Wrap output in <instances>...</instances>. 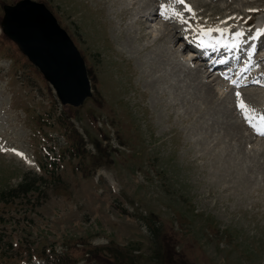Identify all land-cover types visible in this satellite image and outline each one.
I'll use <instances>...</instances> for the list:
<instances>
[{"label":"rangeland","instance_id":"1","mask_svg":"<svg viewBox=\"0 0 264 264\" xmlns=\"http://www.w3.org/2000/svg\"><path fill=\"white\" fill-rule=\"evenodd\" d=\"M17 1L0 0V264H264V136L245 119L264 113V80L226 89L224 70L192 81L177 63L187 38L222 22L247 42L262 36L259 56L264 0H173L171 41L158 37L172 20L162 9L150 16L159 0H36L84 57L92 93L78 107L63 105L3 33L4 5ZM125 5L131 13L121 18ZM149 44L179 54L136 50ZM149 57L166 60L162 70L191 98L189 108L166 106L151 88ZM199 90L210 104L196 98ZM234 122L240 129L228 134Z\"/></svg>","mask_w":264,"mask_h":264},{"label":"water","instance_id":"2","mask_svg":"<svg viewBox=\"0 0 264 264\" xmlns=\"http://www.w3.org/2000/svg\"><path fill=\"white\" fill-rule=\"evenodd\" d=\"M4 11V33L40 68L61 102L83 104L92 93L85 60L46 4L18 0Z\"/></svg>","mask_w":264,"mask_h":264},{"label":"bare ground","instance_id":"3","mask_svg":"<svg viewBox=\"0 0 264 264\" xmlns=\"http://www.w3.org/2000/svg\"><path fill=\"white\" fill-rule=\"evenodd\" d=\"M109 1H112V3H113V5H116L118 2H119V0H109ZM162 1H167V0H162ZM161 0H159L158 2H162ZM155 2V1H154ZM212 2V1H211ZM136 3V2H135ZM187 3V2H186ZM190 3V2H189ZM132 5V4H131ZM178 5H179V3H178ZM158 6V5H157ZM188 6V5H187ZM193 6H194V4H193ZM142 7V6H141ZM140 7V8H141ZM161 7H162V12H164L163 13V15H164V20L166 19L165 17H168L166 20L167 21H169V20H172V22H173V24H171L170 25V23H168L167 24V28H168V32L167 33H164V34H162V35H160L159 37H158V40H166V41H168L167 39H170V41H171V39H173L174 38V36L176 35V34H172V32L175 30L176 31V33H177V35H178V24H177V22H179V21H177V20H175L174 19V15H173V10H172V7H174V4H173V2H172V6L169 4H165V3H161ZM194 7H196V6H194ZM143 8L145 9L146 7H144V5H143ZM156 10H151V12H150V16H152V18H155L156 17V19L159 17V16H162V15H160V13H159V11H158V9H160L159 7H154ZM177 8V7H176ZM181 8V7H180ZM193 8V7H192ZM131 9H132V7H131ZM146 10H148V9H146ZM230 10V9H229ZM130 11V7H128V6H126L125 5V7H122V9H120V11H118V15H120V17L121 18H125L126 16H127V14L128 13H131V12H129ZM181 11V10H180ZM196 11V10H195ZM186 12V11H185ZM145 13H146V11H145ZM175 14V13H174ZM149 15H147V17H148ZM154 16V17H153ZM183 16V15H182ZM184 16H185V14H184ZM152 18L150 19V20H152ZM187 18V17H186ZM173 19L175 20V21H173ZM191 19V18H190ZM194 19H196V17L194 18ZM199 19V18H198ZM165 20V21H166ZM200 20V19H199ZM234 20H236V19H234ZM166 21V22H167ZM187 22H188V20H186ZM203 21V20H202ZM201 21V22H202ZM204 22V21H203ZM207 22V21H206ZM208 22H210V21H208ZM218 22V21H217ZM237 22V21H236ZM213 23V22H212ZM219 23V22H218ZM223 23V22H222ZM216 24L215 26H216V28H221L222 26H223V24ZM166 24V23H165ZM206 24V23H205ZM207 25V24H206ZM210 25V24H209ZM226 25H227V23H226ZM229 25V24H228ZM235 26V25H234ZM181 27V26H180ZM203 27V26H202ZM207 27V26H206ZM204 28V27H203ZM234 28V27H233ZM254 28V27H253ZM252 31V30H251ZM161 33V32H160ZM174 33V32H173ZM249 33H250V30H249ZM128 34V33H127ZM168 34H171L172 36L171 37H168L167 35ZM122 35V34H121ZM159 35V34H158ZM147 36H148V38H150L149 37V35L148 34H146V33H144V34H142L141 36H139L140 37V39H143V38H147ZM246 36V35H245ZM248 37H249V35H247ZM120 37H122V36H120ZM138 37V38H139ZM168 37V38H167ZM247 37V38H248ZM132 38V37H131ZM147 38V39H148ZM167 38V39H166ZM262 38V37H261ZM130 39V38H129ZM155 39V38H154ZM157 39V38H156ZM155 39V40H156ZM133 40V38L131 39V41ZM136 41V40H135ZM151 42V41H150ZM164 42V41H163ZM173 42V41H172ZM130 43V42H129ZM133 43V42H132ZM165 43V42H164ZM167 43V42H166ZM154 44V43H153ZM173 44V43H172ZM183 44V43H182ZM185 44V43H184ZM183 44V45H184ZM262 44V43H261ZM260 45V44H259ZM152 45L151 44H149V45H146V46H144V47H137V51H141L142 49L144 50V51H150V52H152L153 51V53L156 55V57H159V59H160V57L161 56H163V55H165L164 53H165V51L168 53V54H170V56L172 57V56H177L179 53L177 52V51H172V50H164V49H160L159 47H157L156 49L154 48V50H152V47H151ZM136 47V46H135ZM187 47H188V45H184L183 46V49H182V53H183V57L184 58H182L183 60H181L180 62H177L179 65L180 64H182V65H180L178 68H179V70L180 71H187L188 70V73L187 74H192V72H193V74H192V81H194V80H198V79H202V77L206 74V73H208V71H210V67L212 66V64L211 65H208L207 64V62L206 61H204V58H200V57H196V58H194V59H192L191 58V56L189 55V53H187L186 52V49H187ZM164 48H166V47H164ZM156 50V51H155ZM136 51V52H137ZM142 52V51H141ZM170 52V53H169ZM259 51H257V52H255L254 54H253V58H252V61L250 62V64L252 63V68L254 69H252V71H254V73H257L258 72V70H260V68L261 67H264V53H261L259 56H257V53H258ZM140 53V52H139ZM166 57V56H165ZM175 58V57H174ZM181 57H179V59H180ZM167 59H168V57H167ZM171 59V58H170ZM176 59H177V57H176ZM176 59H174V60H176ZM164 61H166L165 59H163V61H157V60H153L152 61V59H150V57H149V60L148 61H144L143 63H144V66H146V68H145V70H144V79L145 80H147V81H150L149 83H150V85H152V87L151 88H153L155 91H157V94L158 95H160V97L162 98V99H165L164 101H165V105L166 106H169V107H172V108H174V109H176V108H180V107H182L183 106V108L184 107H188L189 108V103H190V99H188V100H186L187 98L184 96H182L181 95V93H182V88L180 87V84H175L173 81H171L170 79H169V77H168V75L167 74H169V73H167V72H165L164 70H162V65L165 63ZM200 63V62H203V63H200V64H197V66H195V64L196 63ZM175 63V62H174ZM167 64V63H166ZM173 64V63H172ZM260 64V65H259ZM257 65H259V66H257ZM164 66V65H163ZM170 66V65H169ZM168 66V67H169ZM178 66V65H177ZM176 65H175V67H177ZM220 66V65H219ZM219 66H217V67H215L211 72H214L215 71V69H220V67ZM245 66L243 65V68L241 67L239 70H238V72L240 73L243 69H244V74H246V73H248V72H252V71H248V70H250L251 69V67L250 68H244ZM172 68V67H171ZM166 69V68H165ZM236 69V68H235ZM178 70V69H177ZM176 70V71H177ZM196 70V72H194ZM164 71V72H163ZM172 71V70H171ZM210 73V72H209ZM190 74V75H191ZM195 74V75H194ZM176 75V74H175ZM179 75V74H178ZM183 75V74H182ZM207 75V74H206ZM220 75V74H219ZM238 75V74H237ZM177 76V75H176ZM180 76V75H179ZM175 77V76H174ZM184 77H185V75H184ZM183 77V78H184ZM216 77V76H215ZM217 77H219V76H217ZM264 77V74H262V75H258L257 77H255L252 81H256V80H262V78ZM179 78V77H178ZM189 78V77H188ZM191 78V77H190ZM203 78H205V77H203ZM182 79V78H181ZM173 80H175V79H173ZM231 80V79H230ZM230 80L229 81H227L228 83L224 86V87H226V89H228V88H230V87H232L231 85H229L230 84ZM146 81V82H147ZM176 81H177V78H176ZM216 81V80H215ZM201 82H202V80H201ZM224 83V82H223ZM253 82H251L250 80H249V82H248V86L250 85V84H252ZM258 83H260V81L258 82ZM204 85L203 86H207V88H208V90L209 91H212V88L210 87V86H208V84L207 83H203ZM166 85V86H165ZM247 86V87H248ZM167 88H175V90L177 91V96L179 97V99L181 100V101H166L167 99H169V97H172V95L173 94H171L170 93V90L169 89H167ZM223 88V87H222ZM233 88V87H232ZM246 88V87H245ZM184 89H186V88H184ZM225 89V88H224ZM234 89V88H233ZM232 89V90H233ZM231 90V89H230ZM252 90V89H251ZM251 90H246L247 92V94L248 95H250V94H252L253 92L251 91ZM186 91V90H185ZM208 91V92H209ZM255 91V90H254ZM255 92H257V91H255ZM153 93H155V92H153ZM183 93H184V90H183ZM187 93V92H186ZM196 94H198L197 96H196ZM204 94V93H203ZM203 94H201L200 93V90L199 91H197V92H195V96H196V98L198 97V98H200L202 101H204V102H207V98H208V96H206L205 94L203 95ZM185 95V94H184ZM212 95V94H211ZM210 95V96H211ZM180 96H182L181 98H180ZM232 96V95H231ZM178 97H176V96H174V97H172V98H178ZM214 97V96H213ZM212 97V98H213ZM195 98V99H196ZM212 100V99H211ZM197 101V100H196ZM195 101V102H196ZM199 101V100H198ZM209 101H210V99H209ZM229 101V100H228ZM198 103H200V102H198ZM208 103V102H207ZM211 103V102H210ZM210 103H208V104H210ZM202 105H204V104H201V105H199L198 104V106H196V108H197V110H198V112H202L203 113V115H204V113H208V107H206L207 109L205 110V108L202 106ZM164 106V105H163ZM192 106V105H191ZM195 106V105H194ZM188 108H186V111H187V109ZM210 109L212 108V106L210 105V107H209ZM193 110V109H192ZM261 111H263L264 112V108H262V109H260ZM194 112V111H193ZM197 112V111H196ZM196 115V114H195ZM194 116V115H193ZM206 116V115H205ZM201 117V116H200ZM188 118V119H187ZM187 118H185L184 119V122H190V120H191V116L189 117V115L187 116ZM202 118V117H201ZM204 118V117H203ZM202 118V119H203ZM183 119V118H182ZM196 119L197 118H195L194 120L196 121ZM199 120H200V118H198ZM198 120V121H199ZM201 122V121H200ZM231 122V121H230ZM256 124H259V120H258V118L254 121ZM191 123V122H190ZM192 123H193V121H192ZM196 123V122H195ZM194 123V124H195ZM203 123V122H202ZM193 124V125H194ZM197 124V123H196ZM204 125V124H203ZM197 126V125H196ZM202 126V125H201ZM209 126V125H208ZM207 126V127H208ZM241 126V125H240ZM240 126L238 125V124H236V122H234L233 124H231L230 126H228L229 127V129L231 130V131H229V133L228 134H234V133H236V130L238 131L239 129H240ZM204 127L206 128V125H204ZM248 127V126H247ZM199 128H201V127H199ZM227 129V128H226ZM197 130V129H196ZM227 131H228V129H227ZM171 132V131H170ZM232 132V133H231ZM252 132H256V130L254 131V129H253V131ZM201 133H202V131H201ZM192 135V134H191ZM204 135V134H203ZM202 135V136H203ZM208 135V134H207ZM206 135V136H207ZM258 135V134H257ZM256 135V136H257ZM253 136V135H252ZM254 136H255V133H254ZM204 137V136H203ZM210 137V136H209ZM233 137V136H232ZM198 139V138H197ZM263 139V138H262ZM203 141H205V140H203ZM197 142H199V140H197ZM218 143V142H217ZM207 144V143H206ZM205 143H204V145H206ZM201 145V144H200ZM203 145V146H204ZM208 145H210L209 143H208ZM206 149V148H205ZM207 149H208V147H207ZM210 149V148H209ZM203 151V150H202ZM21 156H22V158L24 159V160H27L28 159V157H29V155L27 154H23L22 152H21ZM203 158H206L205 157V154L203 155ZM221 158L222 157H220V155H215L214 154V156H213V161L215 162V165L216 164H220L219 162L221 161ZM221 167H224V166H219L218 168H221ZM254 205H256V204H254ZM243 212V210L241 211V213ZM245 211L242 213L244 216H245ZM242 217V216H241Z\"/></svg>","mask_w":264,"mask_h":264},{"label":"snow or ice","instance_id":"4","mask_svg":"<svg viewBox=\"0 0 264 264\" xmlns=\"http://www.w3.org/2000/svg\"><path fill=\"white\" fill-rule=\"evenodd\" d=\"M177 3L183 4L184 0H177ZM188 10L191 11L190 8ZM161 14L163 15V13H161ZM176 15L179 16V13H176ZM165 18L167 19L168 17H165ZM182 23H187V21L182 20ZM213 31L220 32L221 29L216 28V29H207L206 30V32H213ZM261 32H262V34H264V30H261ZM236 35L241 36L242 33H236ZM236 95L238 98L240 97V93H236ZM238 107H240L241 109H245L247 106L244 104L243 101H240ZM245 119L248 121L250 126L257 131L258 135L264 136V115H261L258 117L259 124L254 123L253 119L248 115H245Z\"/></svg>","mask_w":264,"mask_h":264}]
</instances>
